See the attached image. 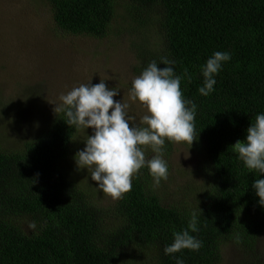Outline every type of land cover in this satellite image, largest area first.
Listing matches in <instances>:
<instances>
[{"label": "trees", "instance_id": "trees-1", "mask_svg": "<svg viewBox=\"0 0 264 264\" xmlns=\"http://www.w3.org/2000/svg\"><path fill=\"white\" fill-rule=\"evenodd\" d=\"M43 3L63 33L125 37L136 76L153 60L175 61L177 74L187 69L192 79H182L181 90L197 105L194 142L201 158L193 179L177 184L174 194L162 190L166 180L155 185L144 168L129 192L104 207L68 174L82 128L68 126L55 109L25 138L11 146L0 141V264H175L163 249L193 212L199 231L192 235L203 246L174 254L184 264H218L228 243L241 252L239 264H264L255 252L264 236V206L251 187L260 176L233 149L264 113V0ZM216 51L231 59L215 77V90L201 96V66ZM173 143L164 146L167 179Z\"/></svg>", "mask_w": 264, "mask_h": 264}, {"label": "clouds", "instance_id": "clouds-1", "mask_svg": "<svg viewBox=\"0 0 264 264\" xmlns=\"http://www.w3.org/2000/svg\"><path fill=\"white\" fill-rule=\"evenodd\" d=\"M230 59L229 52L216 51L201 66L203 86L198 88L201 96L215 90V77ZM174 65L175 61L168 59L159 64L151 61L132 80L128 101L114 99L120 90L109 88L106 80L96 84L89 80L59 97L55 109L63 114L68 126L93 130L92 135H87L84 148L74 155L77 169H86L96 182L95 188L113 199L122 198L132 189V180L141 169H148L157 186L167 180L166 141L191 146L197 138L194 125L197 105L184 98L181 90L182 79L190 82L192 77L187 69L177 74ZM133 104L144 109L139 120L130 115ZM147 148L153 153L151 157L147 155ZM233 149L248 170L259 174L260 178L254 179L251 187L258 203L264 206V113L256 115L244 139L237 140ZM198 221V215L193 212L187 228L173 232V242L163 249L165 255L174 256L175 264H184V260L174 254L183 250L199 251L203 246L192 235L199 231Z\"/></svg>", "mask_w": 264, "mask_h": 264}, {"label": "rangeland", "instance_id": "rangeland-1", "mask_svg": "<svg viewBox=\"0 0 264 264\" xmlns=\"http://www.w3.org/2000/svg\"><path fill=\"white\" fill-rule=\"evenodd\" d=\"M43 2L0 0V141L3 145L11 146L19 138H25L28 129L41 126L55 112L60 95L73 87L89 80L92 84L106 80L109 88L120 90L114 99L128 101L129 89L136 77L132 71L135 55L125 37L110 34L95 39L63 33L53 24ZM14 101L15 108L9 109ZM143 114L144 109L133 104L130 115L139 120ZM92 131L91 128L79 131L77 144L81 149ZM169 156L170 178L162 190L174 194L177 184L193 179L201 156L196 142L191 146L174 142ZM67 161L69 165H64L69 169L68 174L99 205L106 207L116 202L117 199L95 188L96 182L86 169H77L72 154ZM255 252L264 257V236ZM241 257L237 246L228 243L218 264H239Z\"/></svg>", "mask_w": 264, "mask_h": 264}]
</instances>
